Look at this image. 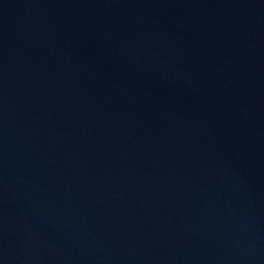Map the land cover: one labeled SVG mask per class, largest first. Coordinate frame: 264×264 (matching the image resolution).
Instances as JSON below:
<instances>
[{
  "label": "water",
  "instance_id": "water-1",
  "mask_svg": "<svg viewBox=\"0 0 264 264\" xmlns=\"http://www.w3.org/2000/svg\"><path fill=\"white\" fill-rule=\"evenodd\" d=\"M0 264H264V0H0Z\"/></svg>",
  "mask_w": 264,
  "mask_h": 264
}]
</instances>
